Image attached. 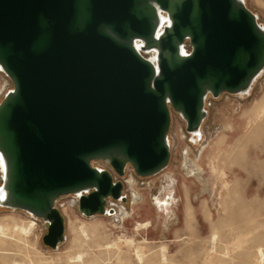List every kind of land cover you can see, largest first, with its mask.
Listing matches in <instances>:
<instances>
[{"label": "water", "instance_id": "95a60500", "mask_svg": "<svg viewBox=\"0 0 264 264\" xmlns=\"http://www.w3.org/2000/svg\"><path fill=\"white\" fill-rule=\"evenodd\" d=\"M263 70L244 0H0V207L41 220L57 248L58 198L114 214L127 168L168 165L171 113L199 141L207 97L248 94Z\"/></svg>", "mask_w": 264, "mask_h": 264}, {"label": "rangeland", "instance_id": "374dc122", "mask_svg": "<svg viewBox=\"0 0 264 264\" xmlns=\"http://www.w3.org/2000/svg\"><path fill=\"white\" fill-rule=\"evenodd\" d=\"M244 1L264 26V0ZM10 87L11 82L0 71V99ZM263 98L264 73L248 94L207 97L200 140L194 143L184 130V122L171 113L168 165L145 178L127 168L122 178L126 200H109V207L115 209L112 215L83 217L76 204L69 205L70 195L58 198L65 239L55 249L42 242L46 224L41 220L0 207V225L4 226L0 264L264 261V134L238 140L254 130V125L247 127L246 119L260 109ZM236 155L239 161L234 159ZM93 163L110 171L104 162ZM168 177L172 178L175 201L166 215L154 200ZM30 222L35 223L29 228ZM212 232L217 234L213 251L209 249ZM161 245L165 246L166 261L160 258Z\"/></svg>", "mask_w": 264, "mask_h": 264}, {"label": "bare ground", "instance_id": "6f19581e", "mask_svg": "<svg viewBox=\"0 0 264 264\" xmlns=\"http://www.w3.org/2000/svg\"><path fill=\"white\" fill-rule=\"evenodd\" d=\"M263 73H264V70L260 73V75H262ZM261 118H264V98H263V100L261 102L260 109L256 110L253 114L250 113L249 117L246 119V123L248 124L247 127L248 126L251 127V126L254 125V130L249 135L244 136V137H241V138H238L239 143L242 142L243 140L244 141H248V140H250L252 138H255L254 134L256 136H257V134L258 135H263L264 134V120H261ZM199 137H200V132H199ZM193 140L195 141L196 139L193 138ZM213 146L215 147V145H213ZM234 159H236V160L239 161L240 160L239 155H236L234 157ZM1 170H2V163L0 161V171ZM263 175H264V173H263ZM172 188H173L172 187V178L171 177H168L166 186H162L161 187V191H160L159 196L155 197V200H154L155 201V205L159 209V211L164 212L166 215H169L170 214L171 205L175 201V197L173 195ZM66 205H68V204H66ZM69 205L71 206L70 203H69ZM34 223L35 222H30V223H28L27 226L30 228V227L33 226ZM3 227H4L3 225H0V232L2 233V235H3V229H2ZM20 227H22V226H20ZM4 229H6V228H4ZM21 229H24V228H21ZM23 231H25V230H23ZM216 238H217V234L215 232H212L211 235H210V237H209V249L212 250V248L214 247V243L216 242ZM165 252H166L165 251V246L164 245H161V247H160V258L162 259V261L165 260V254H166ZM204 264H213V263L210 261V262H205ZM250 264H264V261L255 260V261H253Z\"/></svg>", "mask_w": 264, "mask_h": 264}, {"label": "built area", "instance_id": "2783aa9c", "mask_svg": "<svg viewBox=\"0 0 264 264\" xmlns=\"http://www.w3.org/2000/svg\"><path fill=\"white\" fill-rule=\"evenodd\" d=\"M110 171H111V169H110ZM111 172H112V171H111ZM112 175H113V178H114V179H117V176H116L113 172H112ZM70 196H71L70 204H71V205H73V204H77V202H78L77 197L74 196V195H70ZM108 202H109V200H108ZM57 203H58V200H56V202H55L56 207H57ZM58 206H60V204H59ZM57 208H58V207H57Z\"/></svg>", "mask_w": 264, "mask_h": 264}]
</instances>
